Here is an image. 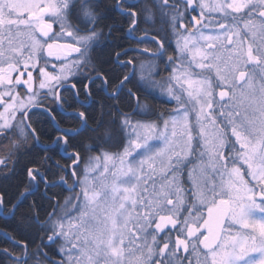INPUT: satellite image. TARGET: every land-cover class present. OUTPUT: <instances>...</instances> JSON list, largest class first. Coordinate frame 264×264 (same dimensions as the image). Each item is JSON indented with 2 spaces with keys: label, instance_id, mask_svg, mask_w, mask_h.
<instances>
[{
  "label": "snow or ice",
  "instance_id": "6c2138e0",
  "mask_svg": "<svg viewBox=\"0 0 264 264\" xmlns=\"http://www.w3.org/2000/svg\"><path fill=\"white\" fill-rule=\"evenodd\" d=\"M0 181L7 264H264V0H0Z\"/></svg>",
  "mask_w": 264,
  "mask_h": 264
},
{
  "label": "rangeland",
  "instance_id": "374dc122",
  "mask_svg": "<svg viewBox=\"0 0 264 264\" xmlns=\"http://www.w3.org/2000/svg\"><path fill=\"white\" fill-rule=\"evenodd\" d=\"M209 2H211V0H209ZM191 15H193V14L190 13V16L188 17V20H189V21L191 20ZM195 15L199 16V9H197V12L195 13ZM212 15H213V16H217L218 14H212ZM205 22H207V21H205ZM205 31H206V32H207V31H211V29H207V30H205ZM174 42H175V46H174V47H176V40H175V37H174ZM163 68H164V64L159 65V66H157V65H155V64L153 65L151 71H153V72H155V71H159V75H158V76H155V77H154L155 79H157V80H161V79H166V78L168 77L169 72H170L171 70H169V71L166 72V71L163 70ZM148 71H149V70L146 68V69H145V74H147ZM155 95L158 96V97L161 98V99H164L165 101H168V99H169V98L167 97V94H166V93H162L159 89H157ZM164 104H165V103H164ZM173 104H174V102L171 103V107L168 108L167 111H170V110H171Z\"/></svg>",
  "mask_w": 264,
  "mask_h": 264
},
{
  "label": "trees",
  "instance_id": "16d2710c",
  "mask_svg": "<svg viewBox=\"0 0 264 264\" xmlns=\"http://www.w3.org/2000/svg\"><path fill=\"white\" fill-rule=\"evenodd\" d=\"M113 35H114V36H121L122 34L119 33V32H116V33H114ZM106 53H107V49H106L103 45H101V46L98 48V50H97V55H98L101 59L105 58ZM159 103H160V102H159ZM38 126H39V125H38ZM43 127H44V130H45V131H48L47 126H43ZM41 139H42V142H45V143L47 142L46 137H42ZM9 183H11V182L0 181V185H8ZM9 190H10V191H13L14 189H9ZM6 223L8 224V227H7V228H5V224H6ZM12 227H13V225L11 224V222L0 221V228H5V230H11ZM0 247H8V245H7L6 243H4L2 239H0ZM0 264H6V263H5V260H4L2 257H0Z\"/></svg>",
  "mask_w": 264,
  "mask_h": 264
},
{
  "label": "flooded vegetation",
  "instance_id": "af4514ba",
  "mask_svg": "<svg viewBox=\"0 0 264 264\" xmlns=\"http://www.w3.org/2000/svg\"><path fill=\"white\" fill-rule=\"evenodd\" d=\"M189 16H190V14H189ZM145 27H147V25L141 24V28H145ZM174 46H175V42H174V37H173L172 40H171V49H175ZM139 47L143 48V47H146V45H140ZM147 47H151V45H147ZM170 54H171V50L169 51V53L166 54V56L164 57V59L167 60V55H170ZM154 64L157 65V66H159V65H162L163 63H160L159 61H156V62H154ZM169 70H171V68H169ZM149 102L154 106V108L157 111H160V112L167 111L168 108L171 107V104L170 103H166V101L164 99H161V98H159L156 95H155V98H150V101ZM5 263L7 264V261H5Z\"/></svg>",
  "mask_w": 264,
  "mask_h": 264
}]
</instances>
